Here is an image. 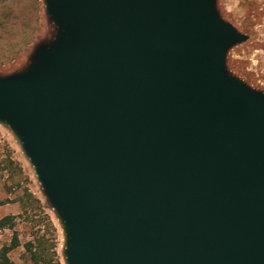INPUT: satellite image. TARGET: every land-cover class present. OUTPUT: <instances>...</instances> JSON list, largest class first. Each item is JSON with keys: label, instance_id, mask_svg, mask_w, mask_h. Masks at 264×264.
<instances>
[{"label": "water", "instance_id": "obj_1", "mask_svg": "<svg viewBox=\"0 0 264 264\" xmlns=\"http://www.w3.org/2000/svg\"><path fill=\"white\" fill-rule=\"evenodd\" d=\"M56 27L0 76L66 264H264V94L214 0H43Z\"/></svg>", "mask_w": 264, "mask_h": 264}, {"label": "rangeland", "instance_id": "obj_2", "mask_svg": "<svg viewBox=\"0 0 264 264\" xmlns=\"http://www.w3.org/2000/svg\"><path fill=\"white\" fill-rule=\"evenodd\" d=\"M8 1L5 4L9 8L0 9V14L11 12L13 6L22 8L24 14L27 9L32 26L22 30L18 25L12 26L9 18L5 29L0 30V44L5 45V50H0V76L3 78L26 70L35 52L50 44L57 32L45 14L43 0H19L17 5ZM214 7L223 22L246 36L245 41L226 50V72L250 90L264 94V0H214ZM37 25L33 42L14 55L13 49L16 48L12 46L16 40L29 37L32 28ZM9 161L17 169L18 176L15 178L7 170L6 163ZM24 198L36 203L24 207ZM6 216L12 217L14 226L0 230V246L10 245L12 239H16L18 245L10 252L13 264H34L28 250L30 245H35V239L43 236L52 248L50 264H66L63 223L44 194L19 140L6 124L0 122V218Z\"/></svg>", "mask_w": 264, "mask_h": 264}, {"label": "trees", "instance_id": "obj_3", "mask_svg": "<svg viewBox=\"0 0 264 264\" xmlns=\"http://www.w3.org/2000/svg\"><path fill=\"white\" fill-rule=\"evenodd\" d=\"M8 0H0V9L1 10H6L9 7L6 6L5 2H7ZM9 3H12V5H17L19 4V0H9ZM16 7V6H15ZM14 6L11 8V12L8 11L7 14L2 15V13L0 14V30H4L5 27L7 26L8 22H9V18L12 20L11 21V25L16 27V25H18L22 30H28L30 29L32 26L31 22L29 21L31 15L29 10H25L26 14H24V12L22 11V8H15ZM15 8V9H13ZM26 15V17H25ZM38 27L35 26L32 28L31 30V34L29 35V37H23L21 39H17L16 42L13 44L12 48H16L13 49L14 51V55L16 53H18V50H20L22 47H26L29 46L35 36L33 35V32L35 31V29ZM5 50V45H1L0 44V50ZM6 167L7 170L9 172V174L12 177H17L18 176V172L17 169L13 166V163L11 161H9L8 163H6ZM31 201V202H30ZM23 206L24 207H28V206H32L33 203L35 204L36 201L35 200H29L28 198H24L23 201ZM14 226V223L12 221V217L10 216H6L3 218H0V230L3 229H10ZM36 243L34 246L30 245V249L28 250L29 254H30V259L31 261H33L34 264H50L51 260H52V253H51V246L47 243V240L43 237L37 238L35 239ZM17 241L15 238L12 239L10 245H2L0 246V264H13L11 259H10V252L17 247Z\"/></svg>", "mask_w": 264, "mask_h": 264}]
</instances>
